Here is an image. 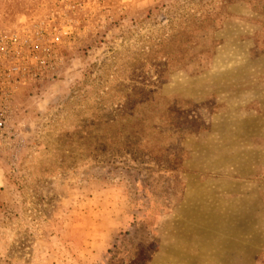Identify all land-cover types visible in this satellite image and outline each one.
Returning a JSON list of instances; mask_svg holds the SVG:
<instances>
[{
    "label": "rangeland",
    "instance_id": "1",
    "mask_svg": "<svg viewBox=\"0 0 264 264\" xmlns=\"http://www.w3.org/2000/svg\"><path fill=\"white\" fill-rule=\"evenodd\" d=\"M178 1L0 0V29L24 28L0 264H264V15L227 4L212 54L158 78L139 49L165 40ZM118 83L156 123L175 106L180 131L159 126L153 158L73 162L76 126Z\"/></svg>",
    "mask_w": 264,
    "mask_h": 264
},
{
    "label": "trees",
    "instance_id": "2",
    "mask_svg": "<svg viewBox=\"0 0 264 264\" xmlns=\"http://www.w3.org/2000/svg\"><path fill=\"white\" fill-rule=\"evenodd\" d=\"M215 1L219 2L218 5L213 0H180L170 5L166 12L168 28L165 40L158 43L148 41V46L142 44L139 49V55L145 57V62L149 60L148 64L158 78L164 73L192 69L190 65H195V60L212 54L215 42L210 36L216 30V22L220 21V14L227 4L244 1L255 13L264 15V0ZM205 39L208 40L207 44H204ZM114 59L115 56H112V60ZM145 62L143 60L142 66ZM115 86H121L125 94L115 91ZM139 91L142 90L138 89ZM98 99L103 101L99 104L101 108L94 109L86 125L82 128L76 126L74 130L76 148L72 149L73 162L81 161L85 157L97 164L101 159L108 162L120 155L133 157L146 154L153 158L158 153L152 143L158 135L157 128L160 126L164 129L163 136L180 131L179 126H176V116L180 113L175 110V106L164 107L166 118L161 123L153 121V111L139 109L140 104L138 108H126L131 94H128L122 83L114 86L111 84ZM80 146L84 148H79ZM176 163L174 167L168 165L152 173L176 172Z\"/></svg>",
    "mask_w": 264,
    "mask_h": 264
},
{
    "label": "built area",
    "instance_id": "3",
    "mask_svg": "<svg viewBox=\"0 0 264 264\" xmlns=\"http://www.w3.org/2000/svg\"><path fill=\"white\" fill-rule=\"evenodd\" d=\"M24 87V28L0 29V148L10 140L14 95Z\"/></svg>",
    "mask_w": 264,
    "mask_h": 264
}]
</instances>
